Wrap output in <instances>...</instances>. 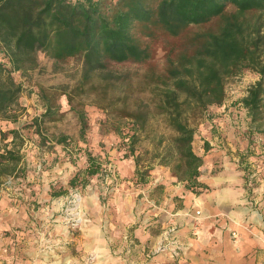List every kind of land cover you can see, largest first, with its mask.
<instances>
[{
  "label": "trees",
  "instance_id": "obj_1",
  "mask_svg": "<svg viewBox=\"0 0 264 264\" xmlns=\"http://www.w3.org/2000/svg\"><path fill=\"white\" fill-rule=\"evenodd\" d=\"M162 41L167 43L162 47L165 71L149 69L144 76L153 115L164 118L172 134L166 151L155 159L169 167L178 181L194 188L199 185L204 156L194 150L197 130L192 120L224 104L228 79L244 71L260 76L241 102L252 125L260 128L264 119V0H0V119L17 123L23 85L14 73L38 69L40 53L58 65L80 58L81 79L64 95L81 122V138L86 136L87 114L74 104L75 97L91 92L98 95L101 107L126 120L136 182L145 185L152 167L141 168L136 145L146 131L150 102L132 103L126 92L110 95L115 85L105 73L112 63L151 66ZM40 94L45 107L40 120L60 121L65 114L57 105L58 97L48 95L43 87ZM0 135L2 142L12 136L9 144L0 145L1 193L5 179L21 169L24 142L17 128ZM67 139L62 136L59 144ZM210 147L205 142L206 152ZM87 161L88 178L104 171L90 152ZM78 180L74 176L69 186L77 187ZM64 194L66 190H60L55 196Z\"/></svg>",
  "mask_w": 264,
  "mask_h": 264
},
{
  "label": "rangeland",
  "instance_id": "obj_2",
  "mask_svg": "<svg viewBox=\"0 0 264 264\" xmlns=\"http://www.w3.org/2000/svg\"><path fill=\"white\" fill-rule=\"evenodd\" d=\"M166 45L167 43L163 41L157 45V52L151 66L112 63L105 73V76L109 77L115 85L110 95L116 96L126 92L131 96L132 103L135 100L141 102L144 100L146 105L150 102L147 111H150L151 115L146 131L140 133V141L136 145V155L141 160V168L146 170L149 166L152 167L147 185L137 183L135 176L127 178L121 175L122 164L129 161L135 166V158L129 155L126 120L122 121L111 115L107 109L101 107L96 99L98 95L91 92L75 97L74 104L84 109L87 114L86 136L85 139L81 138V122L76 112L70 110L64 94L79 83L83 70L82 59L74 58L58 65L40 53L38 69L24 75L19 72L14 73L15 80L23 85V93L19 100V118L16 124L0 119V131L9 132L13 128L19 129L24 142L21 149L23 159L18 174L6 178L3 189L9 190L12 199L20 200L29 194L31 198H35V201L32 199L30 206L25 200L19 202V205L30 208L29 219L14 228L20 232L21 237L20 239L17 237L12 242L29 245L60 243L59 238L63 239V232H60L61 235H55L59 234L57 229L67 231L69 237L66 241L78 238L83 227L94 226L93 216L88 214L89 210L93 211L90 199L96 200L100 205L105 203V206L100 207V211H104L103 219L99 218L96 226L104 232L116 231L123 237L124 229L120 225L117 226L115 222L121 224V219L133 217L136 207L141 209L144 202L147 204L145 198L148 199L151 195L161 198L165 194L164 187L171 185L173 187L178 183L177 180L172 181L173 175L170 168L160 165V159H155L158 154L166 151L172 134L164 118L153 115L154 103L151 101L150 89L144 79L149 69H153L156 73L165 71L166 60L162 47ZM2 56L3 53L0 50V60ZM259 79L260 76L253 71H244L228 79L224 104L210 107L198 118L192 120L197 130L194 150L201 156L206 155V161L212 162L213 165L215 160H220L221 150L223 155L226 154L233 162L236 161L233 160L234 157L240 159V163L242 158L243 164L246 163L249 168L251 167V172L248 170L251 179L264 178V119L260 123V128L252 125L248 111L241 100ZM40 87L45 88L48 95L58 97L57 105L60 112L65 114L60 121L52 123L40 120L45 113ZM36 120H38L37 125ZM119 125H121L120 132L117 131ZM63 135L67 136L68 140L59 144L58 138ZM11 140L12 136L8 135L7 140L2 142L0 135L2 147L6 143L9 144ZM205 142H209L211 146L208 154L204 149ZM9 148L12 146L9 145ZM88 152L97 158L104 169L100 175L91 178L86 175ZM240 154L242 155L239 158L237 155ZM43 172L48 174L51 181H43ZM207 172L210 173V169ZM211 173H217V170ZM47 176L44 177L47 178ZM74 176L79 178L78 186L71 188L69 182ZM153 176L165 178V181L169 183L166 186L162 185L163 189H158L157 186H160V183L155 184ZM52 190L57 192L66 190V194L45 200L47 194L51 196ZM101 197L103 201H100ZM126 197L134 198L133 203L123 204L122 202L119 208L116 205V198L125 200ZM121 211L122 214H120ZM138 224L139 222L135 221L130 226ZM62 254H64L63 251ZM94 259L95 255H90L84 261L94 264Z\"/></svg>",
  "mask_w": 264,
  "mask_h": 264
},
{
  "label": "crops",
  "instance_id": "obj_3",
  "mask_svg": "<svg viewBox=\"0 0 264 264\" xmlns=\"http://www.w3.org/2000/svg\"><path fill=\"white\" fill-rule=\"evenodd\" d=\"M219 155L220 160H215L214 165L204 156L199 185L194 188L189 189L185 182L173 176L172 181L178 183L166 186L169 182L165 178L153 176V182L160 183L158 189L166 186L165 194L161 198L152 195L149 200L145 198L147 204L144 202L141 209L136 207L133 217L121 219V224L115 222L124 229L123 237L116 231L104 232L96 226L99 218L103 219L104 211L100 207L105 203L100 205L90 199L93 211L88 209V214L93 216L94 226L83 227L78 238L66 241L67 231L57 229L59 234L55 235L63 232L60 243L12 242L21 237L14 228L29 219L30 208L19 202L25 200L30 206L35 198L26 194L20 200L12 199L9 190L3 189L0 264H85L90 255H95L94 264H264V178L251 179V167L244 165L242 158L241 163L236 157L233 162L222 150ZM122 167V176H135L136 166L129 161ZM213 170L217 173L212 174ZM42 174L43 181H51L46 172ZM56 192L52 190L45 200L60 197L55 196ZM133 199L116 198L115 204L120 208L122 202L128 204ZM135 221L139 224L130 226ZM171 229L174 232L166 235Z\"/></svg>",
  "mask_w": 264,
  "mask_h": 264
},
{
  "label": "built area",
  "instance_id": "obj_4",
  "mask_svg": "<svg viewBox=\"0 0 264 264\" xmlns=\"http://www.w3.org/2000/svg\"><path fill=\"white\" fill-rule=\"evenodd\" d=\"M172 232H174V229H171V230L167 233V235H170ZM160 249H163V248L160 247ZM177 251H178V250H175L176 253H178Z\"/></svg>",
  "mask_w": 264,
  "mask_h": 264
}]
</instances>
